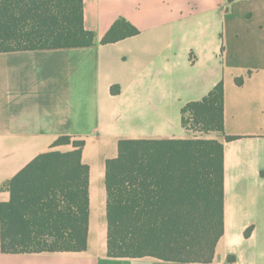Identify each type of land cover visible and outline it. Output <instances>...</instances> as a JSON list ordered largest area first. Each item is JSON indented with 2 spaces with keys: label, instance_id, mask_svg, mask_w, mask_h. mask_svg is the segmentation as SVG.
I'll return each mask as SVG.
<instances>
[{
  "label": "crops",
  "instance_id": "crops-1",
  "mask_svg": "<svg viewBox=\"0 0 264 264\" xmlns=\"http://www.w3.org/2000/svg\"><path fill=\"white\" fill-rule=\"evenodd\" d=\"M119 19L139 33L103 43ZM84 22L92 47L0 53V203L11 199L3 185L60 137L84 140L88 247L6 254L0 224V264H158L108 256L106 162L123 139L196 137L182 110L221 82L235 139L210 137L224 145V235L212 264H264V0H84Z\"/></svg>",
  "mask_w": 264,
  "mask_h": 264
},
{
  "label": "trees",
  "instance_id": "trees-1",
  "mask_svg": "<svg viewBox=\"0 0 264 264\" xmlns=\"http://www.w3.org/2000/svg\"><path fill=\"white\" fill-rule=\"evenodd\" d=\"M117 20L103 43L138 34ZM84 0H0V53L88 48ZM238 84L242 79H237ZM113 92H118L113 89ZM183 125L225 135L224 84L186 105ZM227 141L235 137L226 136ZM84 140L60 137L2 189L6 254L81 252L88 247L90 168ZM71 146L70 151L58 150ZM106 162L108 256L158 264H212L224 235V145L218 139H123Z\"/></svg>",
  "mask_w": 264,
  "mask_h": 264
},
{
  "label": "rangeland",
  "instance_id": "rangeland-1",
  "mask_svg": "<svg viewBox=\"0 0 264 264\" xmlns=\"http://www.w3.org/2000/svg\"><path fill=\"white\" fill-rule=\"evenodd\" d=\"M193 133H195L196 134V136H206V137H212V138H215V137H217L218 136V133H212V134H210V135H203V134H200V133H197V132H193Z\"/></svg>",
  "mask_w": 264,
  "mask_h": 264
}]
</instances>
